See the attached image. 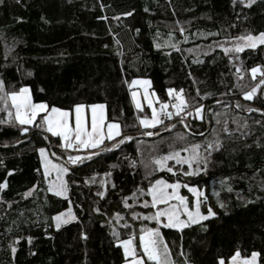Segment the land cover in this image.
Listing matches in <instances>:
<instances>
[{"label":"trees","instance_id":"16d2710c","mask_svg":"<svg viewBox=\"0 0 264 264\" xmlns=\"http://www.w3.org/2000/svg\"><path fill=\"white\" fill-rule=\"evenodd\" d=\"M260 32L264 0H0V80L7 90L27 86L33 101L49 108L105 104L107 121L133 137L71 165V152L55 138L34 126L22 133L0 111V121H9L0 123V183L7 185L0 189V264H124L119 241L156 227L144 218L151 206L137 196L159 178L202 189L201 212L216 213L182 230L160 228L175 264L228 263L237 251L243 258L258 252L264 264V85L253 99L243 96L260 79L247 70L264 66V46L198 53L200 45ZM135 78L149 79L160 102L170 100L168 89H183L189 108L204 106V119L144 135L137 126L144 112L129 96ZM217 139L222 147L206 168L201 161L204 170L152 172L153 158L187 144H200L205 157L206 142ZM42 147L70 169L66 198L47 190ZM69 207L75 220L57 229L52 217Z\"/></svg>","mask_w":264,"mask_h":264},{"label":"snow or ice","instance_id":"6c2138e0","mask_svg":"<svg viewBox=\"0 0 264 264\" xmlns=\"http://www.w3.org/2000/svg\"><path fill=\"white\" fill-rule=\"evenodd\" d=\"M235 2V0H234ZM244 0H241L243 3ZM254 0H248V4L253 3ZM130 15V13H129ZM183 31V29H181ZM241 43L235 44L234 51L236 53L243 52L246 48L255 49L258 45H264V32H260L258 35H253L251 33L235 38ZM174 46V45H173ZM224 51L228 53L229 48H224ZM245 70L241 67H237L236 72L243 73ZM251 73V78L256 80L259 75L260 79L255 87H252L250 91H244L243 96L246 100H251L257 94V90L261 85H264V66L257 65L247 70ZM243 78L242 76L240 77ZM142 85L145 87L144 99L147 101L148 107L151 109V118L139 117V124L145 129L156 128L158 125H164L165 119L171 120L173 117L179 118L178 122L183 124L185 128H189L188 123L185 122L186 116H191L193 113L189 111V104L182 95L183 89L177 91L175 89H168V94L173 97L174 103L160 102L157 98L156 103H159V110L154 106V101L152 96L155 94H149L147 86L150 85L148 80H133L132 85ZM132 97L136 101V108L138 110H143L142 104L137 100V92H132ZM219 103V102H218ZM0 111L7 112L8 117L14 120L19 126H21L20 131L22 133H27L29 127L34 126L38 129L44 130L50 133L52 136L59 137L64 143L62 147L65 150H80V149H101L104 145L105 140L114 141L111 148H104L103 151H111L117 149L125 141H131L133 137L125 136L122 134L121 125L116 122L106 121L104 104H76L74 106V124L72 121L73 113L69 110H62L58 107H51L44 102L36 103L33 101L31 90L27 86H22L18 91H8L5 82L0 80ZM238 108L241 107L239 103L236 105ZM86 109H90V118L86 112ZM172 109V110H169ZM174 110V111H173ZM248 111H254V109H247ZM204 106L200 105L195 107L194 112L196 118L203 120ZM44 115L41 116L40 114ZM184 115H181V114ZM39 117V121H38ZM9 121H0V123H7ZM217 123H220L217 120ZM176 125L170 124L166 126V130H171L175 128ZM106 129V131H105ZM224 132L229 133L227 128V121H225ZM215 132V129L211 130ZM204 135L203 132L199 133ZM230 134V133H229ZM146 136L158 135L152 131H147L144 133ZM120 137L119 140L116 138ZM47 138V137H46ZM183 139V136L179 137ZM171 147V146H170ZM202 146L200 144L191 145L190 148H182L179 150L169 151L167 154L153 158L151 161L152 172L158 170H166L169 173L175 174L174 167L169 166L168 161L174 160L177 165H185L191 169L194 162L199 163V149ZM222 147L221 142L217 139L215 141H207L205 152L207 156L203 157L205 168L207 165L208 157L211 156L212 151L219 150ZM40 156L42 158V165L44 169L45 178L50 177L55 173V179L49 180L48 192L53 193L55 196L64 197L68 192L67 182L64 180L65 174H67L70 169L65 164L53 163L51 159L48 158V154L45 148H40ZM181 152H190L189 156H181ZM51 155H55L52 153ZM99 155V152H90L87 157H81L79 155L67 156V163L76 165L82 162L83 159H92L93 156ZM135 163V162H133ZM148 167V165H145ZM201 171L204 169H200ZM11 174V173H10ZM152 173L150 172L149 175ZM185 175H194L195 172H185ZM102 183H104L102 181ZM6 183H0V189L5 188ZM182 185L179 182L169 183L164 179H156L154 183H151L148 188V194L151 196V207L157 208V211L150 216L144 217L148 220H153L157 224H162L166 228L184 229L192 224H198L201 221L208 220L209 217H213L216 213L212 208H208L207 214H202L201 212V199L203 193L195 187H190L184 184L183 187L187 188L190 193L196 197L194 208L189 207V199L186 196L180 194V188ZM171 189V191H169ZM142 192V190H141ZM143 194V193H142ZM25 196H30L31 191L24 194ZM101 197L104 196V192L98 193ZM171 201H177L178 203H170ZM158 205H166L164 208H158ZM127 206V205H126ZM144 207H149V202L144 201ZM223 207V205H221ZM99 212V209H96ZM119 217V214H117ZM184 216L186 219H182ZM75 219L76 217L72 214L71 208L67 210V213L60 212L52 217L55 222V227L59 229L62 224L68 223V219ZM166 219V223L164 219ZM143 233L139 237V246L142 248V254L138 253L137 246L133 243V238L127 240L119 241V244L123 247L125 257H131V259L126 260V264H145V257L147 261L152 262V264H175L171 259V252L168 247L167 242L164 240L162 233L159 228L141 229ZM113 236L116 237L118 234L114 231ZM31 242V238H29ZM15 252V248L12 249ZM183 255V253H181ZM260 253L252 252L250 256L241 258V253L237 251L231 257V264H258L257 258ZM219 264H225L223 259L220 260Z\"/></svg>","mask_w":264,"mask_h":264},{"label":"rangeland","instance_id":"374dc122","mask_svg":"<svg viewBox=\"0 0 264 264\" xmlns=\"http://www.w3.org/2000/svg\"><path fill=\"white\" fill-rule=\"evenodd\" d=\"M237 43H241V41H238V40H236L235 38H233V39H225V40H222V41H219V42H216V43H210V44H208V45H200V46H198L199 47V51H198V53H207L208 51L209 52H212V51H214V50H216V49H219V50H222L224 53H226L225 51H224V48H229L230 49V51L228 52V53H234L235 51H234V45L235 44H237ZM258 46H264V45H258ZM257 46V47H258ZM246 49H250V48H246ZM197 54V53H196ZM133 80H148V81H150L149 79H146V78H135V79H133ZM132 80V81H133ZM132 81L130 82V84H129V96H130V99H131V102H132V105H133V107H134V109L137 111V112H139V113H143V115L142 116H139V117H148V118H151V109L148 107V104H147V101L144 99V91H145V87L144 86H142V85H139V84H137V85H132ZM147 90H148V92H149V94L151 95L152 93H154L152 90H151V82H150V85L149 86H147ZM251 90V89H250ZM250 90H248V91H250ZM133 91H135V92H137V100H139V102L142 104V108H143V110L141 111V110H138L137 108H136V101L133 99V97H132V92ZM155 94V93H154ZM152 99H153V101H154V106L159 110V103H156V100H157V96L156 95H154V96H152ZM159 100V99H158ZM166 103H174L175 102V100H174V98L173 97H170V100H168V101H165ZM36 103H40V102H36ZM94 104H102V103H94ZM84 105H92V104H84ZM105 105V104H104ZM50 109V108H49ZM61 109V108H60ZM62 110H69V111H71L72 113H73V115H72V121H73V124H74V106L71 108V109H62ZM169 110H172V109H169ZM174 111V110H173ZM189 111H192V115L191 116H186L185 117V119H187L188 117H192V118H196V115H195V112H194V109H192V108H189ZM86 112H87V114H88V116H89V118H90V109H86ZM41 116H43L44 114L43 113H41L40 114ZM105 115H106V108H105ZM181 115H184L183 113L181 114ZM138 117V118H139ZM196 119H198V118H196ZM179 120V118H177V117H173V119L171 120V122L170 121H167L166 119H165V121H164V125H158L156 128H149V129H145V128H143L142 126H140V124H139V119H137V126H138V129L140 130V131H155V130H158V129H163V130H165L166 131V125L168 124V125H170V124H175L177 121ZM199 120V119H198ZM38 121H39V117H38ZM109 121H107V119H106V121H105V123H108ZM112 122H115V121H112ZM16 123V122H15ZM116 123H118V122H116ZM27 127H33V126H27ZM44 131V130H43ZM105 131H106V129H105ZM46 134H48L50 137H52V138H55L56 139V141H57V145L62 149V150H64V151H69V152H71V154L72 155H79V156H81V157H87V155L90 153V152H93V151H97L98 149H80V150H72V149H68V150H65L63 147H62V145H63V141L59 138V137H55V136H52L50 133H47L46 131H44ZM119 137H117L116 139H118ZM111 142H114V141H108V140H105V143H104V145H102L101 147H103V146H105L106 144H108V143H111ZM190 146H191V144H187V145H185L183 148H190ZM46 149V151H47V154H48V158L49 159H51L52 161H53V163H57V164H61L62 162H60V161H58V160H56V159H54V158H52L51 157V155H50V153H49V150L47 149V148H45ZM199 153H200V157H199V159H201L202 157H203V155H202V149L200 148L199 149ZM38 154H39V158H40V163H41V168H42V171H43V175H44V169H43V165H42V158H41V156H40V153H39V151H38ZM191 153L190 152H181V156H189ZM162 156V155H161ZM84 160H88V159H83L82 161H84ZM201 161L203 162V159L202 160H200L199 161V163H196V162H194L193 163V165H192V168L190 169L189 167H188V165L187 164H185V165H177L176 164V162L174 161V160H172V161H168V164H169V166H173L174 168L175 167H178V168H180V169H186V171H189V172H193V171H195V172H199L200 171V169H199V167H200V163H201ZM72 165V164H71ZM66 175V174H65ZM51 179H55V173H53L50 177H48V178H45V176H44V180H45V184H46V186H47V189H48V186H49V180H51ZM159 179H161V178H159ZM163 179V178H162ZM64 180H65V176H64ZM165 180V179H164ZM167 181V180H166ZM169 183H176V182H179V181H168ZM152 183H154V181L152 182ZM181 185H182V187L180 188V194L181 195H183V196H186V197H188L186 194H184V191H186V192H188L192 197H191V199L189 200V207L190 208H194V206H195V201H196V197L192 194V193H190L189 191H188V189L187 188H184L183 187V185H184V183H181V182H179ZM150 185H151V183L146 187V189H144V190H142V192L140 191V192H138V198H139V200H138V202L142 205V206H144V201H148L149 202V206H151V196L148 194V188L150 187ZM190 187H195V188H197L199 191H201L202 193H203V190L202 189H199L198 187H196V186H190ZM169 191H171V189H169ZM49 193H51V192H49ZM143 193V194H142ZM51 194H53V193H51ZM67 197V193H66V196H64V197H61V198H66ZM200 199H201V201H203V196H201L200 197ZM170 203H178L177 201H171ZM202 204V203H201ZM158 208H164V207H166V205H158L157 206ZM69 208H71V207H69ZM68 208V209H69ZM152 208V207H151ZM68 209H66V210H64V211H62V212H65V213H67V210ZM71 210H72V208H71ZM157 211V208H152V213H148V215H146L145 217H147V216H150V215H153L155 212ZM60 213V212H59ZM58 214V213H57ZM56 214V215H57ZM72 214L74 215V213H73V210H72ZM203 214V213H202ZM206 215V214H205ZM67 219H68V223L69 222H72V221H74L75 219H71L70 217H66ZM182 219H186V217H184V216H182L181 217ZM162 219H164V218H162ZM150 222H155V221H153V220H151ZM164 222L166 223V219H164ZM202 222V221H201ZM54 225H55V222H54ZM62 225H64V224H62ZM155 228H159V230H160V228H166V227H163V225L162 224H157L156 222H155ZM179 230V229H178ZM143 233L141 232V233H139L138 234V236H137V239H136V241H133V243H134V245H136L137 246V251H138V253H141L142 254V248L139 246V237H140V235H142ZM127 239H129V238H126V239H123V240H127ZM120 245V244H119ZM121 246V245H120ZM121 249H122V252H123V255H124V251H123V247L121 246ZM124 257H125V255H124ZM241 258H243V257H241ZM129 259H131V257H125V262H124V264H126V260H129ZM145 259V264H146V262H147V258L145 257L144 258ZM149 262V264H152V262H150V261H148ZM225 264H231V258H230V260L228 261V263H225Z\"/></svg>","mask_w":264,"mask_h":264}]
</instances>
